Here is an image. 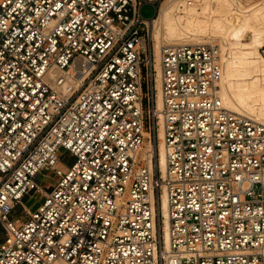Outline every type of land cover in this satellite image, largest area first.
Here are the masks:
<instances>
[{"label": "built area", "instance_id": "obj_1", "mask_svg": "<svg viewBox=\"0 0 264 264\" xmlns=\"http://www.w3.org/2000/svg\"><path fill=\"white\" fill-rule=\"evenodd\" d=\"M156 1L0 0V264H264V123L223 104L216 44L157 57Z\"/></svg>", "mask_w": 264, "mask_h": 264}, {"label": "bare ground", "instance_id": "obj_2", "mask_svg": "<svg viewBox=\"0 0 264 264\" xmlns=\"http://www.w3.org/2000/svg\"><path fill=\"white\" fill-rule=\"evenodd\" d=\"M157 57L167 44L207 41L219 47L222 75L218 91L225 106L264 123V0H162L147 19ZM157 101L162 105L158 72ZM159 154L166 166L163 127H159ZM161 211L168 247V202L162 192ZM57 264H68L58 262Z\"/></svg>", "mask_w": 264, "mask_h": 264}, {"label": "rangeland", "instance_id": "obj_3", "mask_svg": "<svg viewBox=\"0 0 264 264\" xmlns=\"http://www.w3.org/2000/svg\"><path fill=\"white\" fill-rule=\"evenodd\" d=\"M162 0L156 1L155 3H145L142 7V14L146 18H151L156 13V6L159 7ZM198 42V41H195ZM200 42H207V41H200ZM262 53L264 54V47L261 48ZM60 159L61 161L58 162V166H64L65 169L69 167V164L74 160V157L71 155L70 152L62 149L60 153ZM43 173L46 174L44 176L43 174L40 175V178L43 182V185L48 186L50 182H54L57 176L51 169H45L43 170ZM43 193L42 192H31L27 196L24 197L23 201L24 203L30 207V209L35 210L39 204L43 201ZM12 218L15 217H25L24 211L22 210V206L18 205L14 211L11 214ZM4 237L2 226L0 225V240H2Z\"/></svg>", "mask_w": 264, "mask_h": 264}]
</instances>
